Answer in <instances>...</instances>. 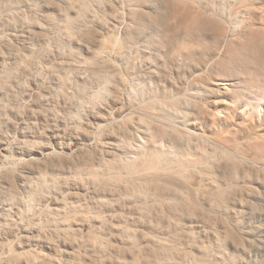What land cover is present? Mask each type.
I'll use <instances>...</instances> for the list:
<instances>
[{"label":"clouds","instance_id":"9594fccd","mask_svg":"<svg viewBox=\"0 0 264 264\" xmlns=\"http://www.w3.org/2000/svg\"><path fill=\"white\" fill-rule=\"evenodd\" d=\"M27 2L30 13L9 16L19 15L35 39L21 45L3 37L0 58L4 69L15 57V69L31 73L43 102L32 116L42 120L33 121L30 136L0 138V176L13 187L19 178L21 187L47 188L21 198L25 204L32 196L65 195L60 185L78 181L77 188L107 195L141 220L163 217L169 237L138 230L152 242L145 243L148 255L138 254L137 264L148 258L157 264H216L214 251L229 226L228 208L214 194L225 180H264V168L244 163L232 149L234 139L264 144L260 129L246 140L233 137L237 129L252 131L255 117L247 116L254 110L264 117V87L245 92L239 104L232 99L242 79L234 62L244 57L250 37L264 41V0H208L207 8L199 0H166L179 7L168 20L172 32H187L186 22L194 18L211 21L217 31L204 38L218 49L202 61L174 65L161 58L162 50L148 48L139 54L140 71L129 67L117 46L126 0ZM0 6L13 7L8 0ZM143 15L152 19L147 9ZM22 86L32 92L27 80ZM56 159L63 175L32 179L31 170L57 167ZM106 160L124 166L118 186L101 179Z\"/></svg>","mask_w":264,"mask_h":264},{"label":"rangeland","instance_id":"374dc122","mask_svg":"<svg viewBox=\"0 0 264 264\" xmlns=\"http://www.w3.org/2000/svg\"><path fill=\"white\" fill-rule=\"evenodd\" d=\"M8 2L13 7L0 6V46L7 44L3 37L21 45L28 39H35L28 31L31 26L19 15L9 16L10 12L30 13V4L27 0ZM207 2L199 0L200 7L207 8ZM3 3L4 0H0V5ZM126 3L124 27L120 30L117 46L130 68L142 70L139 54L153 47L162 50L161 58L174 65L192 60L199 62L217 51V43H209L204 38L207 32L217 31L211 21L194 18L186 22L187 32L174 33L169 29L168 20L174 11H179L178 6L171 7L168 15L166 0H126ZM145 9L152 19L143 15ZM186 48L199 51H185ZM15 62V57L10 58L9 67L4 69L3 58H0V138L30 136L33 121L42 120V117L32 116V110L43 103L35 95V80L29 79L31 73L25 69H15ZM233 69L242 79L232 99L242 95V100L245 92L264 87V41L250 37L244 57L236 59ZM25 80L32 92L22 86ZM254 117L255 123L249 126L251 132L237 129L233 137L246 140L253 134H260L255 129L264 131V117L250 113L247 120ZM232 149L245 156L244 163L256 169L264 168V144H241L234 139ZM61 163L56 159L57 167L31 170L32 179L40 182L47 177L58 179L66 172L58 166ZM103 163L106 175L101 179L118 186L124 179V167L107 160ZM89 165H93L91 158ZM21 183L17 178L13 187L0 176V264H137L138 254L148 255L145 243L152 242L142 238L139 231L161 239L170 236L168 222L163 217L153 214L141 220L139 213L112 203L109 196L89 192L82 184L77 188L78 181L60 185L65 195H57L55 199L32 196L27 204L22 203L21 198L27 199L33 192L47 188L21 187ZM5 188L8 189L6 193ZM214 195L220 205L228 208L229 226L227 239L218 242L214 251L216 264H264V180L255 175L251 179L225 180ZM22 218L25 223L19 222ZM226 245H230L231 251ZM139 264L157 262L148 258L141 259Z\"/></svg>","mask_w":264,"mask_h":264},{"label":"bare ground","instance_id":"6f19581e","mask_svg":"<svg viewBox=\"0 0 264 264\" xmlns=\"http://www.w3.org/2000/svg\"><path fill=\"white\" fill-rule=\"evenodd\" d=\"M166 5H167V7H168V15H169V12H170V10H171V7L169 6V4L168 3H166ZM236 90H237V88H236ZM235 98L233 99V101H234V103H236V104H239L240 103V101H241V97H242V95L241 96H234ZM251 113H253V115H255V116H257L258 118H261L260 117V114H258L259 113V110H254L253 112H251ZM235 153V152H234ZM237 154V153H236ZM238 155V154H237ZM238 158L239 159H241L242 161H244L245 160V156L243 157V156H240V155H238ZM246 161V160H245ZM149 166H151V167H155L156 166V164H155V162H149ZM122 167H124V166H122Z\"/></svg>","mask_w":264,"mask_h":264}]
</instances>
